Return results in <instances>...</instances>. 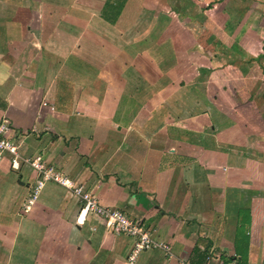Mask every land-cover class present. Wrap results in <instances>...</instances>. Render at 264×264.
<instances>
[{
	"label": "crops",
	"instance_id": "obj_1",
	"mask_svg": "<svg viewBox=\"0 0 264 264\" xmlns=\"http://www.w3.org/2000/svg\"><path fill=\"white\" fill-rule=\"evenodd\" d=\"M4 117L170 246L137 264H264V0H0ZM37 177L0 166V264L126 263L62 186L27 210Z\"/></svg>",
	"mask_w": 264,
	"mask_h": 264
},
{
	"label": "built area",
	"instance_id": "obj_2",
	"mask_svg": "<svg viewBox=\"0 0 264 264\" xmlns=\"http://www.w3.org/2000/svg\"><path fill=\"white\" fill-rule=\"evenodd\" d=\"M11 132V121L4 117L0 120V166L5 156L10 155L11 168L14 171H20L23 165H28L37 173V181L33 187L32 198L26 206L27 210L31 209L46 184L52 182L67 189L79 199L81 203L79 221L84 223L90 215L100 217L114 233L124 234L134 240L132 251L125 264H137V260L143 252L153 249H162L172 256L170 246L156 241L140 221L131 218L124 211L103 205L92 191L66 175L63 171L48 164L43 157H22L19 152V146L10 136ZM83 214L84 219H81Z\"/></svg>",
	"mask_w": 264,
	"mask_h": 264
},
{
	"label": "rangeland",
	"instance_id": "obj_3",
	"mask_svg": "<svg viewBox=\"0 0 264 264\" xmlns=\"http://www.w3.org/2000/svg\"><path fill=\"white\" fill-rule=\"evenodd\" d=\"M245 218H246L247 220H249V219H250L249 214L246 215ZM246 223H249V221H246ZM247 228H248V226H246V227H240V228L238 229L239 234L247 235ZM245 238H246V243L249 244V241H250L249 237L245 236ZM207 262H208V261H207Z\"/></svg>",
	"mask_w": 264,
	"mask_h": 264
},
{
	"label": "bare ground",
	"instance_id": "obj_4",
	"mask_svg": "<svg viewBox=\"0 0 264 264\" xmlns=\"http://www.w3.org/2000/svg\"><path fill=\"white\" fill-rule=\"evenodd\" d=\"M81 217H83V218H84V214H83Z\"/></svg>",
	"mask_w": 264,
	"mask_h": 264
}]
</instances>
